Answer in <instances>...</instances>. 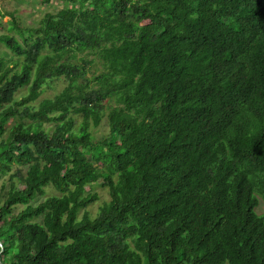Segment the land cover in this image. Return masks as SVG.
<instances>
[{
    "label": "trees",
    "instance_id": "obj_1",
    "mask_svg": "<svg viewBox=\"0 0 264 264\" xmlns=\"http://www.w3.org/2000/svg\"><path fill=\"white\" fill-rule=\"evenodd\" d=\"M52 1L0 11V264H264V0Z\"/></svg>",
    "mask_w": 264,
    "mask_h": 264
},
{
    "label": "rangeland",
    "instance_id": "obj_2",
    "mask_svg": "<svg viewBox=\"0 0 264 264\" xmlns=\"http://www.w3.org/2000/svg\"><path fill=\"white\" fill-rule=\"evenodd\" d=\"M41 1L42 0H0V11L1 13L13 12L22 24L33 25L35 24L37 18L45 11H52L60 6V4L56 1H52L49 5L42 3ZM7 19L8 15L3 14L1 20L5 22ZM0 54L5 55V57L10 55L9 51L2 45H0ZM60 86L61 85L59 84L58 87ZM48 93H50V90H47L44 94ZM105 130L106 124L103 122L98 128V133L100 134ZM92 189L98 194L99 198L87 208L92 214H94L101 202L108 199V195L106 190L100 185V180L97 184L93 185ZM258 210H263L262 202L259 203Z\"/></svg>",
    "mask_w": 264,
    "mask_h": 264
},
{
    "label": "water",
    "instance_id": "obj_3",
    "mask_svg": "<svg viewBox=\"0 0 264 264\" xmlns=\"http://www.w3.org/2000/svg\"><path fill=\"white\" fill-rule=\"evenodd\" d=\"M0 246H1V243H0ZM1 249H2V247H1ZM1 249H0V251H1Z\"/></svg>",
    "mask_w": 264,
    "mask_h": 264
}]
</instances>
